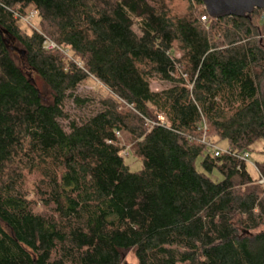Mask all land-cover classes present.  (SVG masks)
I'll list each match as a JSON object with an SVG mask.
<instances>
[{
	"label": "trees",
	"instance_id": "obj_1",
	"mask_svg": "<svg viewBox=\"0 0 264 264\" xmlns=\"http://www.w3.org/2000/svg\"><path fill=\"white\" fill-rule=\"evenodd\" d=\"M186 2L0 0V264H264V10Z\"/></svg>",
	"mask_w": 264,
	"mask_h": 264
},
{
	"label": "rangeland",
	"instance_id": "obj_2",
	"mask_svg": "<svg viewBox=\"0 0 264 264\" xmlns=\"http://www.w3.org/2000/svg\"><path fill=\"white\" fill-rule=\"evenodd\" d=\"M173 3H175V5L177 6V10L178 11H181L185 8L187 2L186 0H171ZM186 3V4H185ZM29 17L28 18H25L29 24H27L25 22V20H23L22 24H21V27L23 29H27V26H30V24L36 28L39 29V18L37 17V14L36 12L33 10V9H29ZM260 22L262 24V26H264V12L263 14L261 15L260 17ZM262 30H264V28L262 27ZM263 37V36H262ZM9 47L11 49V52L15 55L16 57V61L18 62V64H21L22 63V60H23V55H22V47L18 44V42H15V41H9ZM27 72V75L35 82V84L37 86H39V88L44 92V98L46 101H49L51 99V92L50 90L46 89L43 85V83L39 80V78L36 77L35 79V76L34 74L31 73V71L29 69H26L25 70ZM167 86L160 83V82H153L152 83V88L153 90H156V91H161L162 89L166 88ZM79 92L81 94H84V95H95L96 94H102L104 95V92L102 90V88L100 87V84H98L96 81L94 80H91L89 81L87 84H84L82 87H80V90ZM260 95H261V98L264 99V78L262 79L261 81V84H260ZM127 137H124V136H120V139L122 140V143H121V146L125 148V153L128 154V152H130L132 150V145L129 141V139H126ZM264 147V143H257L255 146H254V150H253V153H252V156H251V160L252 162H261V161H264V156L260 153L261 152V148ZM217 149L221 150V151H227L228 150V143L225 142V141H221L218 143V146H217ZM125 163L127 166H129L130 168V171L131 172H138L140 170H142L143 168V164H142V161L139 160V159H136L133 155H130L129 157H126L125 158ZM197 169L199 171H202V168L200 166V161L197 163ZM250 172L251 174L255 177L256 174L253 170V168L250 166ZM36 178H29L27 179V182L25 184V189L26 191L28 192V196L33 200L35 199L34 201H37V198L35 197V195L33 194L34 191L32 188H34V186L32 187V184L34 183V181L36 182L35 180ZM213 179L215 181H221L222 180V177L219 175V174H214L213 175ZM37 204V205H36ZM35 205L37 206L36 209L38 211H41L42 210V207L39 205L38 206V203H35ZM121 264H137V260L135 258V255L132 251L130 250H124V251H121Z\"/></svg>",
	"mask_w": 264,
	"mask_h": 264
},
{
	"label": "water",
	"instance_id": "obj_3",
	"mask_svg": "<svg viewBox=\"0 0 264 264\" xmlns=\"http://www.w3.org/2000/svg\"><path fill=\"white\" fill-rule=\"evenodd\" d=\"M203 3L214 19L244 18L256 9L264 10V0H203Z\"/></svg>",
	"mask_w": 264,
	"mask_h": 264
},
{
	"label": "built area",
	"instance_id": "obj_4",
	"mask_svg": "<svg viewBox=\"0 0 264 264\" xmlns=\"http://www.w3.org/2000/svg\"><path fill=\"white\" fill-rule=\"evenodd\" d=\"M25 20V22L27 23V24H29L28 23V21L26 20V19H24ZM202 20H203V22H207V18L206 17H203L202 18ZM31 25V24H30ZM45 47L48 49V50H52V49H56L57 48V46L54 44V43H52L51 41H49V40H47L46 42H45ZM159 119L161 120V122H164V118L162 117V116H160L159 117ZM206 130V129H205ZM215 151H216V157H218V156H220L222 153H228L227 151H221V150H219V149H217V147L215 148ZM241 159L243 160V161H245V162H247L257 173H258V175H259V177H260V179H259V184L260 185H263L264 186V177L262 176V174L260 173V171H259V169L257 168V166H256V164H254L253 162H252V160H251V156H250V154H248V153H244V154H242L241 155Z\"/></svg>",
	"mask_w": 264,
	"mask_h": 264
}]
</instances>
